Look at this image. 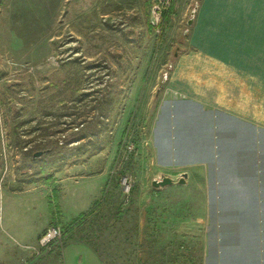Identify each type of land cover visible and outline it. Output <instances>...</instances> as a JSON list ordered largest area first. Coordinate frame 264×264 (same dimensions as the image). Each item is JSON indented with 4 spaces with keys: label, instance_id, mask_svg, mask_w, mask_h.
Listing matches in <instances>:
<instances>
[{
    "label": "rangeland",
    "instance_id": "374dc122",
    "mask_svg": "<svg viewBox=\"0 0 264 264\" xmlns=\"http://www.w3.org/2000/svg\"><path fill=\"white\" fill-rule=\"evenodd\" d=\"M152 2L0 0V264H40L35 229L59 226L60 248L82 213L105 264L198 263V178L158 162L154 128L199 0H174L161 31ZM164 174L174 185L154 186Z\"/></svg>",
    "mask_w": 264,
    "mask_h": 264
},
{
    "label": "crops",
    "instance_id": "0c3cea01",
    "mask_svg": "<svg viewBox=\"0 0 264 264\" xmlns=\"http://www.w3.org/2000/svg\"><path fill=\"white\" fill-rule=\"evenodd\" d=\"M187 40L154 128L158 162L198 178L194 207L208 219L197 264H264V0H199ZM48 252L40 264H105L79 239Z\"/></svg>",
    "mask_w": 264,
    "mask_h": 264
},
{
    "label": "built area",
    "instance_id": "2783aa9c",
    "mask_svg": "<svg viewBox=\"0 0 264 264\" xmlns=\"http://www.w3.org/2000/svg\"><path fill=\"white\" fill-rule=\"evenodd\" d=\"M173 0H153L150 12V22L157 28L162 30L165 13L170 9ZM161 28V29H160ZM62 230L59 226L47 228L39 237V246L34 248L37 254L48 252L52 249L55 242H61Z\"/></svg>",
    "mask_w": 264,
    "mask_h": 264
},
{
    "label": "trees",
    "instance_id": "16d2710c",
    "mask_svg": "<svg viewBox=\"0 0 264 264\" xmlns=\"http://www.w3.org/2000/svg\"><path fill=\"white\" fill-rule=\"evenodd\" d=\"M173 8H174V0H173V2H172V5H171L170 9L168 10V12L165 13V19L168 18L169 14L172 12ZM149 26L152 28L151 23H149ZM53 193H54L53 195H54V197H55L54 202L56 203V205H55V211H60V206H59V204H57V202H58L57 190H56V189H53ZM53 214H54V212H53ZM85 214H86V213H82V214H80L78 218L73 219V220L68 224V227H67V229H66L67 236H66L64 242H66V241H68V240H72V239H79V240H83V241H85L86 243H88L89 245H91V244H90V241H89L88 239H85V237H81V238H80L79 236L76 235V234H77V233H76V231H77V230H76L77 223H78V221H81L82 218H84V215H85ZM54 217H55V216H54ZM78 224H79V223H78ZM74 233H75V234H74ZM96 252H97V250H96Z\"/></svg>",
    "mask_w": 264,
    "mask_h": 264
},
{
    "label": "water",
    "instance_id": "95a60500",
    "mask_svg": "<svg viewBox=\"0 0 264 264\" xmlns=\"http://www.w3.org/2000/svg\"><path fill=\"white\" fill-rule=\"evenodd\" d=\"M197 7H198V4L195 6V8L192 10V16L195 15L196 11H197ZM193 21V17L189 18L188 20V24H191ZM42 152L41 151H37L35 152L34 156H38L40 155ZM187 176L186 173H183L179 179V183H185V177ZM173 182V179L168 177V176H165V175H161L159 178L157 179H154L152 184L154 186H165L167 184H171Z\"/></svg>",
    "mask_w": 264,
    "mask_h": 264
}]
</instances>
